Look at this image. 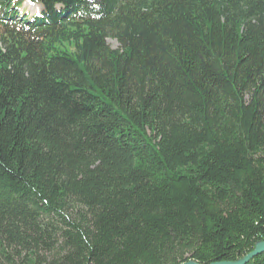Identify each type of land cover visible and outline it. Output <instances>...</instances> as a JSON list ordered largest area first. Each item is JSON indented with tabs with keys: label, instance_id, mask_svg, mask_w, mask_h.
I'll list each match as a JSON object with an SVG mask.
<instances>
[{
	"label": "trees",
	"instance_id": "1",
	"mask_svg": "<svg viewBox=\"0 0 264 264\" xmlns=\"http://www.w3.org/2000/svg\"><path fill=\"white\" fill-rule=\"evenodd\" d=\"M24 1L0 0V264L264 240V0Z\"/></svg>",
	"mask_w": 264,
	"mask_h": 264
},
{
	"label": "water",
	"instance_id": "2",
	"mask_svg": "<svg viewBox=\"0 0 264 264\" xmlns=\"http://www.w3.org/2000/svg\"><path fill=\"white\" fill-rule=\"evenodd\" d=\"M264 252V240L259 241L256 243L254 249L249 252L246 256L243 258L236 260V261H221V262H213L211 264H246L250 259H252L254 256ZM181 264H199L193 260H188Z\"/></svg>",
	"mask_w": 264,
	"mask_h": 264
},
{
	"label": "rangeland",
	"instance_id": "3",
	"mask_svg": "<svg viewBox=\"0 0 264 264\" xmlns=\"http://www.w3.org/2000/svg\"><path fill=\"white\" fill-rule=\"evenodd\" d=\"M42 10V6L39 4H35L29 1H24L19 9L20 12L27 13L30 15H34L39 13ZM107 43L111 48L117 49L119 47L118 43L114 39H107Z\"/></svg>",
	"mask_w": 264,
	"mask_h": 264
}]
</instances>
